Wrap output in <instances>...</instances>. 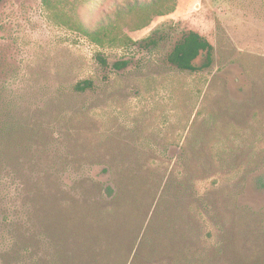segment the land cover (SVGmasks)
I'll return each mask as SVG.
<instances>
[{"label":"rangeland","instance_id":"rangeland-1","mask_svg":"<svg viewBox=\"0 0 264 264\" xmlns=\"http://www.w3.org/2000/svg\"><path fill=\"white\" fill-rule=\"evenodd\" d=\"M176 3L144 49L80 30L111 0L0 1V264H264V0ZM188 28L200 71L165 61Z\"/></svg>","mask_w":264,"mask_h":264},{"label":"trees","instance_id":"trees-1","mask_svg":"<svg viewBox=\"0 0 264 264\" xmlns=\"http://www.w3.org/2000/svg\"><path fill=\"white\" fill-rule=\"evenodd\" d=\"M1 1V0H0ZM113 4V16H108L107 21H101L97 29H92L84 21L79 22L80 30L99 45L108 44L116 47H130L137 45L139 48L150 49L157 47L159 41L164 37L157 29L148 37L141 40L132 39L125 29L130 31L137 30L149 24L154 16H162L173 12L176 8V0H111ZM213 45L209 40L198 31L188 28L177 38L166 55V62L179 71H200L207 68L212 63ZM96 61L102 69L123 70L131 63L128 58H118L111 63L101 53L96 54ZM104 70V71H105ZM95 84L91 79L78 81L74 88L77 91L94 89ZM108 194L113 193L111 186H107ZM215 221L216 226L217 221ZM12 219L8 215L6 221ZM220 233V230H219ZM210 234V233H209ZM210 236V235H209ZM227 239H219L220 247L228 246ZM241 254V252H239ZM257 260V258L255 259Z\"/></svg>","mask_w":264,"mask_h":264}]
</instances>
